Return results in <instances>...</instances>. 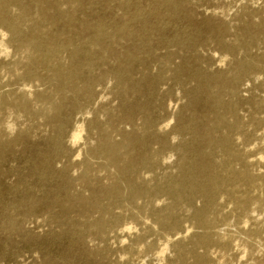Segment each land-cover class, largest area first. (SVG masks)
Returning <instances> with one entry per match:
<instances>
[{"label":"rangeland","instance_id":"obj_1","mask_svg":"<svg viewBox=\"0 0 264 264\" xmlns=\"http://www.w3.org/2000/svg\"><path fill=\"white\" fill-rule=\"evenodd\" d=\"M0 264H264V0H0Z\"/></svg>","mask_w":264,"mask_h":264},{"label":"bare ground","instance_id":"obj_2","mask_svg":"<svg viewBox=\"0 0 264 264\" xmlns=\"http://www.w3.org/2000/svg\"><path fill=\"white\" fill-rule=\"evenodd\" d=\"M79 133H80V131H78ZM79 133H76V134H73V141H75V140H77L78 138H79V136H80V134ZM246 215V214H245ZM247 218V217H246ZM251 220H253L251 217H249L248 218V221L247 222H245V226H246V224L248 225L249 224V222L251 221ZM254 222V221H253Z\"/></svg>","mask_w":264,"mask_h":264}]
</instances>
